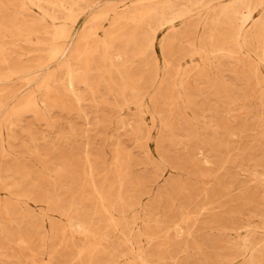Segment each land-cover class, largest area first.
Here are the masks:
<instances>
[{
  "label": "rangeland",
  "instance_id": "rangeland-1",
  "mask_svg": "<svg viewBox=\"0 0 264 264\" xmlns=\"http://www.w3.org/2000/svg\"><path fill=\"white\" fill-rule=\"evenodd\" d=\"M0 264H264V0H0Z\"/></svg>",
  "mask_w": 264,
  "mask_h": 264
}]
</instances>
